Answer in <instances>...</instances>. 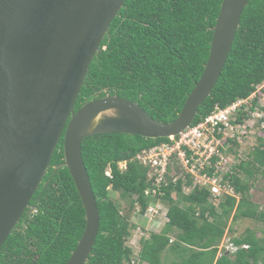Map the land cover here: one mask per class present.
<instances>
[{
  "label": "trees",
  "instance_id": "1",
  "mask_svg": "<svg viewBox=\"0 0 264 264\" xmlns=\"http://www.w3.org/2000/svg\"><path fill=\"white\" fill-rule=\"evenodd\" d=\"M222 1L126 0L88 69L75 110L111 94L137 102L156 120L174 121L203 73ZM262 84L264 94V0H250L219 81L192 125L212 113L216 105L225 108L249 98ZM257 101L249 109L242 105L237 121L249 119ZM168 140L122 132L83 139L82 155L101 218L85 264H164L162 254L168 248L178 255L169 264H264V237L250 229L231 240L237 246L235 251L217 256L234 211L235 218L264 222V208L250 200L249 182L264 175V136L257 137L246 159L231 162L224 175L240 198L228 195L219 203L213 201L210 188L195 186L190 176L163 187V196L147 194L155 186L154 180L148 176L149 166L136 156L142 149ZM123 161L126 166L121 168ZM184 185L193 190L185 193ZM111 192L118 193L129 210L139 208L142 215L151 202L162 200L169 206V222L160 233L142 241L136 259L129 245L134 225ZM85 227V207L64 164L63 134L29 207L0 250V264H66ZM171 234L175 235L173 242Z\"/></svg>",
  "mask_w": 264,
  "mask_h": 264
},
{
  "label": "water",
  "instance_id": "2",
  "mask_svg": "<svg viewBox=\"0 0 264 264\" xmlns=\"http://www.w3.org/2000/svg\"><path fill=\"white\" fill-rule=\"evenodd\" d=\"M125 1L0 0V250L64 134V164L86 211L84 233L66 264H85L101 218L83 139L105 132L169 138L190 127L219 81L250 0L222 1L203 73L172 122L111 94L75 110L88 69Z\"/></svg>",
  "mask_w": 264,
  "mask_h": 264
},
{
  "label": "built area",
  "instance_id": "3",
  "mask_svg": "<svg viewBox=\"0 0 264 264\" xmlns=\"http://www.w3.org/2000/svg\"><path fill=\"white\" fill-rule=\"evenodd\" d=\"M260 85L256 92L249 98L240 99L225 108L216 105L212 113L195 125H191L178 135H172L168 141L161 142L153 147L142 149L136 158L144 165L149 166L148 176L154 180L155 186L147 190V194L163 193V187L178 179L193 178L194 185L208 187L214 199L225 196H235L236 190L227 181L224 175L230 171V158L226 151L231 141L240 142L244 133V122L237 121V113L242 105L249 109L254 99L258 98L254 106L252 117H264V94ZM250 119H248L249 121ZM250 125V123L248 124ZM245 136V135H244ZM126 162H120L124 168ZM178 169V173L174 172ZM213 169L212 174L209 173ZM107 176H112L111 171H106ZM184 188H189L184 185ZM162 205L151 202L145 213L151 216H160ZM139 210V208H137ZM247 247V245H243ZM229 249L235 251L237 246L229 244Z\"/></svg>",
  "mask_w": 264,
  "mask_h": 264
},
{
  "label": "rangeland",
  "instance_id": "4",
  "mask_svg": "<svg viewBox=\"0 0 264 264\" xmlns=\"http://www.w3.org/2000/svg\"><path fill=\"white\" fill-rule=\"evenodd\" d=\"M249 119V121L248 119L246 120V128H242V130H244V133H242L243 137L240 138L241 141L237 142L238 145H236L235 142L231 141L227 148L226 153L230 158L231 162L238 163L242 158L246 159L248 153L257 144V137L259 135L264 136V117L263 119H261L259 117L251 116ZM249 123L250 125H248ZM228 166L231 168V164H229ZM249 182L250 184H252L250 189V200L257 203L259 205V209L264 208V175L258 174L256 179H252ZM183 190L185 193H189L193 190V187L187 189L183 187ZM163 194L164 192L159 195L163 196ZM111 197L120 201V203L124 207V209L122 208V211L125 214L128 213L130 221L134 225L131 228V233L129 236V245L134 249L133 257H135L136 259V257L138 256L135 255V253L140 252L142 247V241L149 239L153 233H160L166 223L169 222V206L162 200H159L158 203L162 205V209L159 213L160 216L151 218V216L155 215H142L136 210V208L129 210L128 204L124 200L119 198L118 193L111 192ZM234 197H236L237 199L240 198L239 194L237 193H235ZM221 199L222 197L214 199L213 201L215 203H219ZM234 213L232 214L231 218H229L225 233L220 243L218 244V257L224 254L225 252H231L229 249V244L231 243V240L234 237H239L240 235L244 234L248 229L254 231L258 237H264V222L248 217L235 218ZM174 240L175 235L171 234V242H173ZM176 259H178V255L175 252L171 251L169 248L165 250L162 254V261L164 264H169ZM136 262L140 263V259Z\"/></svg>",
  "mask_w": 264,
  "mask_h": 264
}]
</instances>
